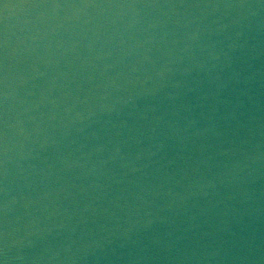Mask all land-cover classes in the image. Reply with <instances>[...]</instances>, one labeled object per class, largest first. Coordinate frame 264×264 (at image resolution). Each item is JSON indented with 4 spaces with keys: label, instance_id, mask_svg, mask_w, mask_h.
<instances>
[{
    "label": "water",
    "instance_id": "1",
    "mask_svg": "<svg viewBox=\"0 0 264 264\" xmlns=\"http://www.w3.org/2000/svg\"><path fill=\"white\" fill-rule=\"evenodd\" d=\"M0 264H264V0H0Z\"/></svg>",
    "mask_w": 264,
    "mask_h": 264
}]
</instances>
